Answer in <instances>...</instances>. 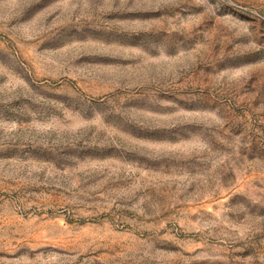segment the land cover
<instances>
[{"label":"rangeland","instance_id":"374dc122","mask_svg":"<svg viewBox=\"0 0 264 264\" xmlns=\"http://www.w3.org/2000/svg\"><path fill=\"white\" fill-rule=\"evenodd\" d=\"M0 264H264V0H0Z\"/></svg>","mask_w":264,"mask_h":264}]
</instances>
